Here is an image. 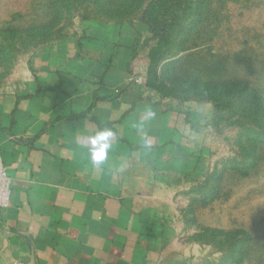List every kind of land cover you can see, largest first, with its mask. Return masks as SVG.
<instances>
[{
  "label": "rangeland",
  "instance_id": "rangeland-1",
  "mask_svg": "<svg viewBox=\"0 0 264 264\" xmlns=\"http://www.w3.org/2000/svg\"><path fill=\"white\" fill-rule=\"evenodd\" d=\"M105 34L136 46L130 74L191 165L170 191L171 264H264V0H0V88Z\"/></svg>",
  "mask_w": 264,
  "mask_h": 264
},
{
  "label": "crops",
  "instance_id": "crops-1",
  "mask_svg": "<svg viewBox=\"0 0 264 264\" xmlns=\"http://www.w3.org/2000/svg\"><path fill=\"white\" fill-rule=\"evenodd\" d=\"M117 42L47 48L20 84L0 88L12 184L0 264H171L170 191L191 165L158 97L130 74L136 46ZM105 129L114 135L96 166L88 141Z\"/></svg>",
  "mask_w": 264,
  "mask_h": 264
},
{
  "label": "clouds",
  "instance_id": "clouds-1",
  "mask_svg": "<svg viewBox=\"0 0 264 264\" xmlns=\"http://www.w3.org/2000/svg\"><path fill=\"white\" fill-rule=\"evenodd\" d=\"M113 135L111 130L105 129L89 138L88 143L91 145L90 155L94 165L99 166L106 160Z\"/></svg>",
  "mask_w": 264,
  "mask_h": 264
},
{
  "label": "built area",
  "instance_id": "built-area-1",
  "mask_svg": "<svg viewBox=\"0 0 264 264\" xmlns=\"http://www.w3.org/2000/svg\"><path fill=\"white\" fill-rule=\"evenodd\" d=\"M142 78L138 80L141 82ZM11 179L7 174V170L0 157V209L6 208L9 205L11 194ZM12 264H24L20 261H14Z\"/></svg>",
  "mask_w": 264,
  "mask_h": 264
},
{
  "label": "trees",
  "instance_id": "trees-1",
  "mask_svg": "<svg viewBox=\"0 0 264 264\" xmlns=\"http://www.w3.org/2000/svg\"><path fill=\"white\" fill-rule=\"evenodd\" d=\"M163 5H164V1L159 5L160 11L162 9H166V12H173V9H174L173 6L169 9L167 7H163ZM161 22H163V15L162 16H157V20L155 21V23H152V24L157 26Z\"/></svg>",
  "mask_w": 264,
  "mask_h": 264
}]
</instances>
